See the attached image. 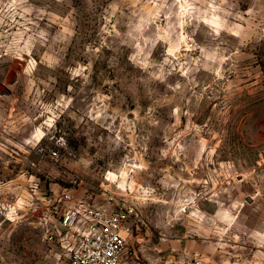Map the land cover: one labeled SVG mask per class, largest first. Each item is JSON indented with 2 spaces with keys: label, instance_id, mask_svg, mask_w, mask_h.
<instances>
[{
  "label": "rangeland",
  "instance_id": "rangeland-1",
  "mask_svg": "<svg viewBox=\"0 0 264 264\" xmlns=\"http://www.w3.org/2000/svg\"><path fill=\"white\" fill-rule=\"evenodd\" d=\"M124 191L121 264H264V0H0V264Z\"/></svg>",
  "mask_w": 264,
  "mask_h": 264
},
{
  "label": "built area",
  "instance_id": "built-area-1",
  "mask_svg": "<svg viewBox=\"0 0 264 264\" xmlns=\"http://www.w3.org/2000/svg\"><path fill=\"white\" fill-rule=\"evenodd\" d=\"M45 153L44 149L40 150ZM49 156L58 158L56 150ZM60 243L68 250V264H121L137 209L128 194L107 192L102 201L77 198L66 192L60 200ZM54 240V235H50ZM166 264H206L203 258H172Z\"/></svg>",
  "mask_w": 264,
  "mask_h": 264
}]
</instances>
